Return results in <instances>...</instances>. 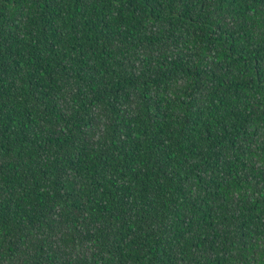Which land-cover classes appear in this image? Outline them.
<instances>
[{"label":"trees","instance_id":"obj_1","mask_svg":"<svg viewBox=\"0 0 264 264\" xmlns=\"http://www.w3.org/2000/svg\"><path fill=\"white\" fill-rule=\"evenodd\" d=\"M0 264H264V0H0Z\"/></svg>","mask_w":264,"mask_h":264}]
</instances>
